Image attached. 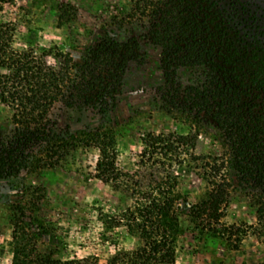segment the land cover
<instances>
[{
  "label": "trees",
  "instance_id": "1",
  "mask_svg": "<svg viewBox=\"0 0 264 264\" xmlns=\"http://www.w3.org/2000/svg\"><path fill=\"white\" fill-rule=\"evenodd\" d=\"M137 1L152 20L141 39L159 50L156 93L162 110L195 129L186 135L147 134L141 140L140 167L166 160L182 163L180 156L187 153L206 184L188 215L214 238L220 237L216 226L234 183L264 225V0ZM12 31L0 23V103L11 110L14 126L10 138L0 136V181L16 177L31 157L39 167L53 168L70 149L84 145L97 150L95 178L133 200L120 219L125 234L138 242L136 250L118 251L107 264H173L182 233L175 208L176 179L166 175L146 185L144 173L117 168L112 133L89 132L66 140L54 132L48 118L56 103L105 115L138 58L136 40L106 36L76 64L57 48H42L39 56L16 51ZM48 56L54 65L46 61ZM202 128L212 130L221 152L189 153ZM33 148L41 149L40 154L32 156ZM14 221L12 264H53L31 248L23 221ZM115 222L106 216V229Z\"/></svg>",
  "mask_w": 264,
  "mask_h": 264
},
{
  "label": "rangeland",
  "instance_id": "2",
  "mask_svg": "<svg viewBox=\"0 0 264 264\" xmlns=\"http://www.w3.org/2000/svg\"><path fill=\"white\" fill-rule=\"evenodd\" d=\"M151 22L149 11L137 0H0V23L12 28V47L18 52L31 50L39 56L42 48H57L81 64L106 36L135 39L138 58L130 64L122 93L108 112L101 115L90 108L56 103L48 113L54 132L66 140L89 132L112 133L121 172L144 173L146 185L166 175L176 179L175 208L182 233L173 264H264V225L258 223L255 209L236 183L216 226L220 237L214 238L188 215L206 184L202 170L187 153L180 156L182 163L166 160L163 165L140 167L141 140L147 134L195 131L162 110L156 93L161 81L159 50L141 39ZM46 61L55 64L52 56ZM11 118V110L0 103L4 140L14 131ZM202 130L189 153L221 152L212 141V130ZM40 151L33 148L30 153L37 156ZM98 158L97 150L80 145L70 149L56 167H39L31 157L16 177L0 181V264H12L14 219L23 221L31 248L53 264H107L118 251L136 250L137 240L125 234L120 219L133 200L95 178ZM106 216L116 221L111 230L106 229Z\"/></svg>",
  "mask_w": 264,
  "mask_h": 264
}]
</instances>
